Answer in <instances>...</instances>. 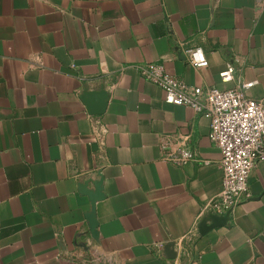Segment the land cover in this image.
I'll return each mask as SVG.
<instances>
[{"label": "crops", "instance_id": "crops-1", "mask_svg": "<svg viewBox=\"0 0 264 264\" xmlns=\"http://www.w3.org/2000/svg\"><path fill=\"white\" fill-rule=\"evenodd\" d=\"M195 46L208 66L187 60ZM148 62L264 99V0H0V264H264V159L201 234L221 150ZM168 135L197 160H165Z\"/></svg>", "mask_w": 264, "mask_h": 264}, {"label": "built area", "instance_id": "built-area-1", "mask_svg": "<svg viewBox=\"0 0 264 264\" xmlns=\"http://www.w3.org/2000/svg\"><path fill=\"white\" fill-rule=\"evenodd\" d=\"M187 60L196 67L209 65L202 46L189 48ZM139 69L143 76L164 90L168 102L190 106L210 118V138L222 155L223 188L204 206L206 213L203 217L207 213L225 215L232 212L240 202L251 196L250 177L258 162L264 159V99L247 92L255 82H240L234 88L220 89L188 84L168 73L162 63L148 62L139 65ZM221 77L224 81L233 80L234 67L228 64ZM160 149L163 158L176 165L197 160L186 138L177 141L173 135H168L161 140ZM181 254H186L184 248L176 256Z\"/></svg>", "mask_w": 264, "mask_h": 264}, {"label": "water", "instance_id": "water-1", "mask_svg": "<svg viewBox=\"0 0 264 264\" xmlns=\"http://www.w3.org/2000/svg\"><path fill=\"white\" fill-rule=\"evenodd\" d=\"M230 216H231V212H228L225 215L207 213L200 221L199 224L200 233L203 234L208 227L215 226L217 223H219L218 221L221 222L224 221V223L227 224L230 221ZM209 222H211V224H209Z\"/></svg>", "mask_w": 264, "mask_h": 264}]
</instances>
